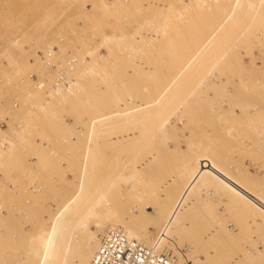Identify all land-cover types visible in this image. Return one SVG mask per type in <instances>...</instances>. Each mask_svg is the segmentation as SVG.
Listing matches in <instances>:
<instances>
[{"label":"rangeland","instance_id":"374dc122","mask_svg":"<svg viewBox=\"0 0 264 264\" xmlns=\"http://www.w3.org/2000/svg\"><path fill=\"white\" fill-rule=\"evenodd\" d=\"M48 51L57 69L79 61L62 88L52 87L44 66ZM0 128V142L9 144L0 150V264L26 263L28 244L19 255L11 245L64 213L82 189L91 201L105 177L140 166L134 180V172L122 174L124 199H107L113 212L105 230L91 224L98 243L117 219L134 221L144 203L149 245L165 231L176 246L161 253L178 264L182 255L206 264L210 253L213 264L226 257L264 264L253 252L264 247V224L241 211L250 202L264 212L261 0H0ZM117 133L126 137L114 140ZM169 180L175 194L141 199ZM131 181L137 191L128 193ZM66 194L70 202H58ZM6 218L15 226L7 229Z\"/></svg>","mask_w":264,"mask_h":264},{"label":"bare ground","instance_id":"6f19581e","mask_svg":"<svg viewBox=\"0 0 264 264\" xmlns=\"http://www.w3.org/2000/svg\"><path fill=\"white\" fill-rule=\"evenodd\" d=\"M261 2H264V0H261ZM254 15H256V14H254ZM12 44H13V47L19 46L18 45L19 42H17V41H14ZM4 56H8V55L4 54ZM42 58L45 61L44 66L47 69V72L55 77L53 85H52V87L55 89H57V88L59 89V88L64 87L66 80H67L66 69L73 70L79 65L78 60L72 59V60L68 61L66 65H64V69H63V64L61 62H58V67H60V69L55 68L54 51L53 52L48 51L47 53L42 55ZM83 63H85V61H83ZM31 80L34 82L37 90L46 91L48 89V84L45 81L41 80L36 74L31 75ZM70 83L72 84V86L76 85V83L73 81H71ZM69 91H71V89L68 90V92ZM29 98L31 100H36V99L38 100V94H30ZM170 119H167L166 122L168 123V121ZM136 129L137 128L131 129V131L129 133V137H136L137 136ZM163 129L164 130L166 129V123L162 125V130ZM0 131L4 132L1 128H0ZM125 137H126L125 134L117 133L114 137V140L122 141L121 139H123ZM3 140L0 142V150L4 151V149H8L9 144L7 141H5V139H3ZM154 152H156V151H154ZM2 153L3 152L0 151V155ZM155 159H156V154L153 153V154L149 155L148 158H146V163H150V162L154 161ZM143 169H145V166L144 167H142V166L135 167L132 170L130 168H123L122 174L127 173V171H132V172H134V174H132V175L130 174V175H131V178L134 180V178L138 177V174H139L138 172L139 171L142 172ZM122 174H120L119 177L117 176L118 178L105 177L104 180L102 179L103 180V181L101 180L102 186H103L102 192L95 199H93L91 201H87L85 199L86 190L82 189V192H81L82 194H80L79 196H77L73 199L72 203L67 207V209L64 213H59V214H57L58 216H54L52 214L49 224H46V226L44 228L42 227L41 230L36 229L35 232L30 235V237H27V234H24L22 232L20 234L21 235L20 238L17 239L16 242L14 243V245H11V246H13L12 248H13L14 252L19 255V253H20L19 246H22L23 243L28 244V245H23L25 248L24 249L25 250L24 259L26 260V263L22 260L17 259L18 263H16V264H91V262L95 256V253L97 252V250L99 249V247L102 243L103 238L112 231H122L131 240H135L138 243L143 244L144 246L153 249L156 254H158V255L165 254V253H161L162 252L161 249L164 246H168L172 242L171 237L168 238L167 233L165 231H163L162 233H159L156 241L152 244V246L149 245L148 242L151 240L148 237V234H150L149 230L146 229L142 225H143V223L147 222L148 227H149V225L151 226V224L148 222V218H149L148 216H149V212L151 211V207L150 208L148 206L146 207V204H144V203L143 204L138 203L139 205L137 204V206H136L137 212H136V216H135L136 218L134 219V221H132L131 219L126 220L124 218H123V220L117 219L116 224L113 225L108 230V233H106L102 237L101 242L98 243L97 234H95L94 232L91 231V224L93 222L97 226L99 232H103L105 230L107 225L105 224L104 221H106V219L110 218L109 217L110 216L109 211H111V208H112V207L110 208L111 205H109V203L107 201V199L109 197H111L113 195H117V196H119L120 200L124 199L122 197L124 190L122 187V183H121L122 180L121 179L123 178L125 181H127V180L123 177ZM79 180H80V177H79ZM101 181H100V183H101ZM90 183L92 184L94 182L91 181ZM90 183L89 182L86 183V181H85L84 184L86 186H88V185H91ZM171 183H173V181H171V180H169L168 183H166V182L164 183L162 181L156 182L154 184L153 188L147 189L143 193L144 195H143V198H141V199L144 202H146L147 200H150L149 194H154L157 192L160 193V191H162V192L165 191V193L161 194L163 197H166L167 194H168V196L175 194L176 189L173 188L175 186V184L171 185ZM65 184L66 183H64V185ZM130 184L131 185H129V182H126L128 193L133 192L137 189L136 183L134 181H131ZM52 190H53V188H52ZM178 192L180 195H183L187 192V190L184 187L183 188L181 187L178 189L177 193ZM131 194H134V193H131ZM48 196L49 195H47V197ZM69 196H70L69 194H66L65 197H63L62 199L59 198L58 202L61 203L63 200L66 202L67 201L70 202ZM7 198H8V194H7ZM7 198H6V200L8 201ZM134 199L136 200V197H134ZM55 201H57V200H55ZM7 203L9 204V202H6V205H7ZM36 205H37V203H36ZM56 206H58V205H56ZM98 206H100L101 211L105 213L104 216L100 215V212L97 210ZM59 207L60 206H58L56 208L58 209ZM9 210H8V213L11 212ZM63 210H65V209H63ZM241 211L246 216L249 215V217H251V219L254 220V222H252V223H255L254 225L264 224V212L258 213L255 210V207L250 202H244L243 208ZM60 212H62V207H61ZM111 212H113V209ZM145 213H148V215H146ZM11 214L9 216H11ZM6 216H8L7 213H6ZM242 216H243V214H242ZM11 218H13V217H11ZM242 218H244V216ZM251 219H248V217H247L246 221L247 220L250 221ZM6 220H8V218H6ZM243 220L244 219H242L241 221H243ZM8 221H7L8 223L6 222L7 224L6 223L4 224V225H6L7 229H8V225L10 227L12 225L15 226L16 222L13 223V221L12 220L10 221V219ZM248 221L245 222V220H244V224L245 223L248 224L249 223ZM9 223H11V224L13 223V224L10 225ZM244 224H242V225H244ZM16 225H18V224H16ZM14 226H12V227H14ZM244 226H246V225H244ZM6 227H4V228L6 229ZM9 229H11V228H9ZM213 229L216 230L217 228H213ZM9 232H11V231H9ZM11 235H13V234L11 233ZM10 240H12V237ZM11 242H10V244H11ZM4 246L8 247L9 245H4ZM170 246L173 247L176 245H169L168 247H170ZM228 247H227V249H228L227 252H226L227 249L226 250L223 249V251H224L223 253L224 254L226 253L225 256H227V253H229V251H230V248H228ZM253 252H254V254H256L255 258H258V259L264 261V247L260 248L259 245H254ZM210 254H211V256L208 258V262L210 264H213V262H210V261H213L212 257L214 256V253H213V256H212V253H210ZM175 255H178V254H175ZM189 258L182 255L181 260H180V264H204V263L200 262L199 260H197V262L194 263L191 260L192 258H190V259ZM227 258L228 257H226V259ZM242 258L243 257L241 256V259ZM250 258L252 259L253 257H250ZM226 259L223 261L224 264H232L233 263V261H231V259H229V258L227 260ZM172 261H175L174 258L172 259ZM208 262L206 264H209ZM11 264H13V263H11Z\"/></svg>","mask_w":264,"mask_h":264},{"label":"built area","instance_id":"2783aa9c","mask_svg":"<svg viewBox=\"0 0 264 264\" xmlns=\"http://www.w3.org/2000/svg\"><path fill=\"white\" fill-rule=\"evenodd\" d=\"M2 126L4 127L5 124H2ZM91 264L177 263L172 261L169 255H158L153 249L148 248L135 240H131L122 231H112L103 238Z\"/></svg>","mask_w":264,"mask_h":264}]
</instances>
